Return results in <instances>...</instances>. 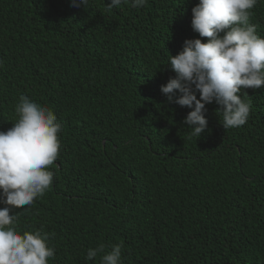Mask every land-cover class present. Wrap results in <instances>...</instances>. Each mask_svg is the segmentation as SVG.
Returning <instances> with one entry per match:
<instances>
[{"label":"trees","instance_id":"16d2710c","mask_svg":"<svg viewBox=\"0 0 264 264\" xmlns=\"http://www.w3.org/2000/svg\"><path fill=\"white\" fill-rule=\"evenodd\" d=\"M198 2L0 0V131L21 95L62 125L51 187L14 210L18 230L50 234L49 264H99L86 256L101 243L122 245L121 264H264V87L242 94L241 127L207 104L200 138L183 124L192 109L160 91L169 55L200 38ZM250 23L264 37V0Z\"/></svg>","mask_w":264,"mask_h":264},{"label":"clouds","instance_id":"9594fccd","mask_svg":"<svg viewBox=\"0 0 264 264\" xmlns=\"http://www.w3.org/2000/svg\"><path fill=\"white\" fill-rule=\"evenodd\" d=\"M258 2L199 0L192 7L191 28L200 38L186 39L178 54L169 55L167 65L175 77L160 88L167 102L192 109L183 121L191 129L189 138H200L208 128L206 105L213 102L219 106L216 115L225 130L247 123L251 104L242 94L264 87V37L250 23ZM146 3L110 0L108 7L141 8ZM88 4L89 0H71L76 8ZM15 112L18 119L12 127L0 131V204L4 205L0 208V264H49L55 257L50 234L42 229L18 230L20 212L14 210L31 206L51 187L54 172L49 166L58 159L62 125L50 108L24 95ZM109 128L102 123L101 129ZM97 256L99 264H121L122 245L106 250L101 243L88 249L87 260Z\"/></svg>","mask_w":264,"mask_h":264},{"label":"bare ground","instance_id":"6f19581e","mask_svg":"<svg viewBox=\"0 0 264 264\" xmlns=\"http://www.w3.org/2000/svg\"><path fill=\"white\" fill-rule=\"evenodd\" d=\"M175 203V202H174Z\"/></svg>","mask_w":264,"mask_h":264}]
</instances>
